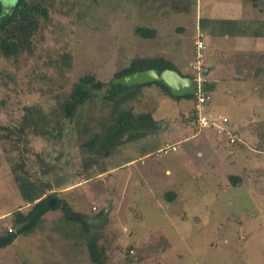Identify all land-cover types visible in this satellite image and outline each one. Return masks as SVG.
<instances>
[{"label":"rangeland","instance_id":"1","mask_svg":"<svg viewBox=\"0 0 264 264\" xmlns=\"http://www.w3.org/2000/svg\"><path fill=\"white\" fill-rule=\"evenodd\" d=\"M17 1L0 0L1 12L8 14ZM233 1L24 0L8 29L0 31V235L14 229L16 211L26 215L46 196L55 194L67 209L59 205L31 231L17 230L10 242L0 245V264H264L260 51L252 61L258 68L257 91L247 93L252 107L243 110L248 119L234 125L236 111L224 110L230 121L223 125L234 135L233 143L229 130L195 126L188 109L179 112L172 126L203 133L189 141L179 138L175 151L157 153L170 144L171 134L145 145L135 138V149L124 150L128 141L102 148L118 111L139 116L154 111L160 101L159 89L152 85L112 95L114 76L136 59L158 57L176 68L185 66L191 74L199 16L209 29L214 24L206 18L223 15ZM258 19L248 28L242 21L228 27H246L264 36V13ZM136 27L152 28L154 36L144 38ZM3 39L8 52L1 49ZM203 40L210 49L215 44L209 31ZM86 77L93 78L84 86L88 99L68 111L75 85ZM96 82L99 88L93 87ZM222 95L212 91L206 114ZM185 101L191 108L192 102ZM168 106L165 102L159 113L175 114L177 108ZM158 122L170 120L157 118L146 133L156 134ZM138 132L143 129L131 130ZM204 133L213 153L205 147ZM145 151L150 154L143 161L120 167L132 153ZM108 204V219L98 229L87 224L85 230L72 219L77 217L71 209L82 218L96 217ZM91 240L96 242L95 261L89 253Z\"/></svg>","mask_w":264,"mask_h":264},{"label":"crops","instance_id":"2","mask_svg":"<svg viewBox=\"0 0 264 264\" xmlns=\"http://www.w3.org/2000/svg\"><path fill=\"white\" fill-rule=\"evenodd\" d=\"M229 6H230L229 7L230 10L224 11L222 13L223 15L216 14L213 16H209V18H206L209 21H211L212 24H214L213 27L209 29H206V27L204 26V23L202 24L203 20L199 16V19H201V22H200L201 24L198 21L199 25L196 26V30L197 29L200 30L199 26H201L203 28V30H201L202 33L205 34V32L209 31L211 35L213 36V39L215 40V44L212 46L211 49H210V46L207 47V44H206V59H207V69L206 70L208 71L205 72V75L207 79V87L209 89V92L211 91L212 93V91H214L216 95L223 93L221 97L222 100L216 102V103L219 102L218 105H216L215 103L212 106H210L207 114L213 115V116H222V117L224 116L228 119L226 121V123H228L230 121L229 120L230 118L224 112V110L225 111H228L229 109L234 110L236 111L235 113L231 111L233 115L232 119L233 120L235 119V121H233V124L237 126H241L242 124L244 125L243 119H246V118L248 119L246 115H243L244 114L243 110L245 109V107L247 106L249 107V105L250 107H252L251 106L252 103L249 104V101H246L247 93L251 92V90L257 91L256 84L255 85L253 84L257 82L258 77L256 73L258 71V68H256V66L252 64V61H254L253 59H256L255 54H257L258 51H260L262 56H264V36L259 35V33H254L251 30H248L247 28H248V25L251 26L250 25L251 22L257 21L258 23H260L258 18L261 13H264V0H258L254 2H252L251 0H234L233 3L230 4ZM197 9H198V6H197ZM241 21L245 22V24L247 25V28L245 27V28L239 29L237 27L236 30H234L232 27H228V26H236L239 24V22L241 23ZM221 24L225 25L223 29L218 28V25H221ZM230 43L234 45L233 48L228 46V44ZM234 52L239 53V55L233 56ZM191 62L189 64H191ZM177 68L179 69L178 71L181 74L190 75V73L186 72L185 66L180 67L177 65ZM151 85L159 89V93H160L159 100L160 101H159V106L157 105L154 111H152L151 113L150 112L148 113L151 114L152 118L155 121L157 120V118L158 119L159 118H169L170 123L167 124L166 122H162V123L158 122L159 126L157 128L156 134L146 133V130H144L143 132L144 134L140 135L137 138V140L142 141L143 143L142 145L147 144L148 142H150V140L152 141V139L154 138L156 139L157 137H162L163 134H167V136L172 135L170 144L177 145L180 142L179 138L181 139V137L182 139L189 141V140L194 139L199 133H203V131L194 133L191 127L185 126L182 124H180L181 126L179 128L178 127L174 128L172 126L173 124L177 122L175 121V119L177 116H179L180 111H183V110L187 111L188 109L192 110L193 108L192 100H190L192 102V107L190 108L187 106V104L183 103V101L189 100V99H186V98L175 99L169 94L162 92L160 86L158 87V86H154L153 84ZM244 98L245 100H243ZM210 100H211V96H210ZM165 102H167V105H169L168 106L169 108L171 106H174L177 108L175 114L174 113H169V114L159 113L161 112L160 111L161 106H165ZM217 109L220 110V113L218 114L216 112ZM252 120H253V117H250L249 123H251ZM219 123H220V127L219 126H215V127H217L220 131L229 130L225 127V125H223L224 123H221V121H219ZM194 124L195 126H197L196 123ZM204 129H206L207 131V130H210L211 128L206 127ZM230 129H232V131L235 130V128L233 129V125H231ZM244 131L247 132L246 129ZM202 135H203V139H204L203 141L205 143V147L207 148L208 153L209 154L210 152L213 153L212 145L210 144V142H208L210 140V137L207 138L205 133ZM177 136H180V137H177ZM136 141H133V140L128 141V143L124 147V150L137 148L139 146L138 144L139 141L138 142ZM146 152L147 151L136 153V154L132 153L131 154L132 157L123 161L120 167L132 166L134 165V162L136 160L143 161V159L146 158L150 154V152L149 153H146ZM201 154H202L201 151H197L198 156H200ZM165 173H170V170L165 169ZM80 182H83V181H79L75 183L74 185H71V187H75ZM71 187H68L67 189L71 190L72 189ZM68 209L70 210L71 208L68 207ZM44 215L42 217H44ZM86 217H89V216L85 215L84 218L86 219Z\"/></svg>","mask_w":264,"mask_h":264},{"label":"trees","instance_id":"3","mask_svg":"<svg viewBox=\"0 0 264 264\" xmlns=\"http://www.w3.org/2000/svg\"><path fill=\"white\" fill-rule=\"evenodd\" d=\"M25 2L24 0H18L16 2V4L14 5V7H12V9H10V11L8 12V14L6 13H2L1 10L2 8H0V31L2 30H7L8 29V24L9 22L12 20V15L15 13V11L20 8V7H24ZM136 33L139 34L140 36L144 37V38H151L154 36V29L152 28H147V27H136L135 29ZM9 44H7V41L5 39L2 40L1 42V49L4 52H8L9 49ZM149 68H156L158 69V71H162L163 69L169 68V69H176L177 68L169 61L163 59V58H145V59H136L132 62V65L126 69L123 70L121 72H118L113 80L115 78L121 77L125 74H129L132 72H135L137 70H145V69H149ZM113 80L111 81V89H112V95H114L115 93L122 91V90H134V89H138L139 87H142L144 85H151L153 83L157 84L158 86L161 87L162 90H164L167 94H169L170 96L174 97L175 99H179V98H186L189 100L193 101V108L191 110V114H190V118L192 119V122L195 123V108H194V104H195V96L194 94H184L181 96H175L173 94H171V92L169 91V89L162 83V82H151V83H145V84H137V85H133V86H124L121 85L119 83H113ZM93 82V78L92 77H86V78H81L80 81L75 85L73 91H72V95H71V103L66 106V109H68V111H71L72 109H74V107H76L79 104L84 103L88 97H89V90L86 89L84 86L87 83H92ZM101 85L100 82H96L93 84V87L95 88H99ZM116 116V124L114 125L113 129H109L106 133H105V137L103 138V142H102V148L103 149H110L113 147H116L118 145L123 144L125 141H131L135 138H138L140 135H143L144 130L151 128L154 126V124L156 123V121L152 118L150 113H145V114H141L139 116H134L131 112H125V111H118ZM143 129V132H138L137 134L133 135L131 133V130H138V129ZM130 131V132H129ZM126 132H129V134H127L126 136H124L126 134ZM94 138L96 139L97 136H94ZM232 179H237L236 176H231ZM236 177V178H235ZM51 196H54V200L56 201V203L54 205L49 206L48 201L50 200L51 197H44L42 199H40L39 201H37L32 208L30 209V211L26 214L23 215L21 214V212L16 211V218H15V222L19 223V222H24L27 219L30 218V222L24 226L20 232L22 231H31L33 229V227L35 226L36 222L49 210H53L56 209L59 205L65 210L66 209V202L61 200H58L55 196V194H52ZM102 213L99 212L97 215H100ZM68 218H71L70 216L67 215ZM74 220H79L82 223V226L85 230L88 229V225L86 223V219L82 218V217H77V218H72ZM11 240H9L10 242ZM95 240H91L89 243V253H90V258L95 261V253H96V246H95Z\"/></svg>","mask_w":264,"mask_h":264},{"label":"water","instance_id":"4","mask_svg":"<svg viewBox=\"0 0 264 264\" xmlns=\"http://www.w3.org/2000/svg\"><path fill=\"white\" fill-rule=\"evenodd\" d=\"M206 70L205 72H207ZM151 82H162L175 96H181L187 93L192 94L195 92V86L193 84V79L189 75H183L176 69H163L158 71L156 68H149L145 70H137L135 72L125 74L121 77L115 78L113 83H119L124 86H133L137 84H145ZM208 89V87H206ZM54 198L49 201V206L53 205ZM110 204L102 211V213L96 217H86V223L95 229L102 227L107 219L110 211ZM75 217H81L79 213L71 210ZM30 222V218L24 222L16 223L14 229L9 230L7 234L0 235V245H3L14 237L17 230H21Z\"/></svg>","mask_w":264,"mask_h":264},{"label":"built area","instance_id":"5","mask_svg":"<svg viewBox=\"0 0 264 264\" xmlns=\"http://www.w3.org/2000/svg\"><path fill=\"white\" fill-rule=\"evenodd\" d=\"M204 34L201 30L197 29L194 37V60L190 64L191 69V78L193 79V84L195 86V123L199 128H206L211 126H219L221 123H225L227 121L226 117L222 116H213L208 115L204 112L205 106L210 101V92L207 89V79L205 75V71L207 69V59H206V43L203 40ZM224 129V128H223ZM227 138L230 143L235 141L234 135L227 131ZM177 149L176 144H167L157 150V153H168L171 151H175Z\"/></svg>","mask_w":264,"mask_h":264},{"label":"flooded vegetation","instance_id":"6","mask_svg":"<svg viewBox=\"0 0 264 264\" xmlns=\"http://www.w3.org/2000/svg\"><path fill=\"white\" fill-rule=\"evenodd\" d=\"M11 230V229H10Z\"/></svg>","mask_w":264,"mask_h":264}]
</instances>
